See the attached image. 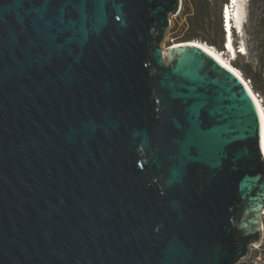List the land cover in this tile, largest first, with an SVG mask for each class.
I'll use <instances>...</instances> for the list:
<instances>
[{
	"label": "water",
	"instance_id": "water-1",
	"mask_svg": "<svg viewBox=\"0 0 264 264\" xmlns=\"http://www.w3.org/2000/svg\"><path fill=\"white\" fill-rule=\"evenodd\" d=\"M182 0H0V264H250L263 117Z\"/></svg>",
	"mask_w": 264,
	"mask_h": 264
},
{
	"label": "rangeland",
	"instance_id": "rangeland-1",
	"mask_svg": "<svg viewBox=\"0 0 264 264\" xmlns=\"http://www.w3.org/2000/svg\"><path fill=\"white\" fill-rule=\"evenodd\" d=\"M228 0H182L177 16L170 17V25L161 42L163 47L192 39H199L223 51L222 8ZM242 32L233 33V42L239 52L229 61L250 80L253 91L259 95L264 108V0H243ZM245 17L246 23L243 24ZM237 46H240L237 49ZM244 260L247 261L245 258Z\"/></svg>",
	"mask_w": 264,
	"mask_h": 264
},
{
	"label": "bare ground",
	"instance_id": "bare-ground-1",
	"mask_svg": "<svg viewBox=\"0 0 264 264\" xmlns=\"http://www.w3.org/2000/svg\"><path fill=\"white\" fill-rule=\"evenodd\" d=\"M230 3V5H229ZM228 5L225 6V8H222V28H223V36H224V42H223V51L228 52L229 61H231L232 57H236L237 53L241 52V50H236L233 42V33L235 32H242V9L244 6L243 0H228ZM185 42H190L192 44H195L197 46H200L203 48L206 52H208L211 56H213L220 64L223 66L229 68L230 70L237 73L241 79L247 84L246 78L241 74L239 69H237L235 66L232 65L231 62L226 59L225 53L223 51H220L216 48H214L211 45H208L206 42L201 41L199 39H192ZM183 43V42H179ZM244 54V53H243ZM248 88L256 98V101L259 105V108L262 113L263 117V138H264V108L261 103V100L259 97H257L256 93L253 91V89L250 87L249 84H247Z\"/></svg>",
	"mask_w": 264,
	"mask_h": 264
},
{
	"label": "built area",
	"instance_id": "built-area-1",
	"mask_svg": "<svg viewBox=\"0 0 264 264\" xmlns=\"http://www.w3.org/2000/svg\"><path fill=\"white\" fill-rule=\"evenodd\" d=\"M239 48H240V46H237V49H239ZM246 82L251 87L250 80L246 79ZM256 95H257V97H259L258 94H256ZM263 230H264V212H263ZM245 258L247 259V261L244 260ZM242 260L249 262L250 264H264V237H263L262 242L258 246H256V247L251 246L249 248L247 255Z\"/></svg>",
	"mask_w": 264,
	"mask_h": 264
},
{
	"label": "clouds",
	"instance_id": "clouds-1",
	"mask_svg": "<svg viewBox=\"0 0 264 264\" xmlns=\"http://www.w3.org/2000/svg\"><path fill=\"white\" fill-rule=\"evenodd\" d=\"M246 23L245 17L243 18V24Z\"/></svg>",
	"mask_w": 264,
	"mask_h": 264
},
{
	"label": "trees",
	"instance_id": "trees-1",
	"mask_svg": "<svg viewBox=\"0 0 264 264\" xmlns=\"http://www.w3.org/2000/svg\"><path fill=\"white\" fill-rule=\"evenodd\" d=\"M255 1H256V0H251V4H254Z\"/></svg>",
	"mask_w": 264,
	"mask_h": 264
}]
</instances>
